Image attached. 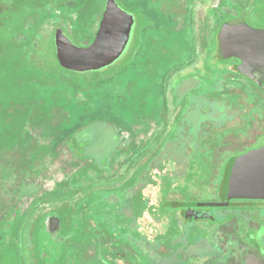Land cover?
Segmentation results:
<instances>
[{
	"label": "flooded vegetation",
	"instance_id": "1",
	"mask_svg": "<svg viewBox=\"0 0 264 264\" xmlns=\"http://www.w3.org/2000/svg\"><path fill=\"white\" fill-rule=\"evenodd\" d=\"M135 1L146 4L150 0H133ZM151 1L161 5L159 0ZM163 1L169 3L168 0ZM206 2V45L194 43L191 46L189 44L184 46L191 47V51L205 53L202 64L207 71L206 81L203 82V78L200 80L204 83L206 97L210 100L218 98L213 90L215 89L214 68H219L222 72L220 80L221 84H225V90L220 89L221 96L218 100L234 96L237 102L226 100V107L221 111L237 108L240 123L230 126L228 121L225 124H211L209 128L207 127L208 133H212L213 128L222 129L221 138L204 141L200 160H203L207 166L204 168L202 161L203 166L200 170L191 172L188 179L192 180L194 185L197 184L198 179H206L207 181L202 182L200 186L210 184V180L218 181L214 188L219 199L193 200L195 194L171 197L169 186L163 185L157 212L159 218L168 214L170 223L167 229L157 233L152 242L139 228V223L144 218V211L151 208L148 198L143 197L145 185L143 176L139 177L140 180L137 177L131 185L122 188L117 185L95 186L103 182L119 181L124 177L123 174H116L118 164L124 161L133 163L137 160L138 157L134 158L133 154L139 153L137 149L149 146L150 132L155 128H158V132L163 129L165 121L161 122L163 117L161 111L165 108H160L157 124L148 117L149 123L144 124L147 126V129L145 128L147 135L143 134L139 141L122 140L115 148L113 157L93 158L101 160L102 168L95 165L81 166L83 168L77 174L50 171L39 178L35 177L37 182L21 183L22 179L17 174L16 167H10V165L8 167L0 158V163L2 162L0 170L7 168L10 171L9 179L3 181L0 186V264H10V261L13 264H151L152 260L157 264H181L182 259L188 258L193 264H264V199L233 198L225 205H198V203L225 201L224 179L231 160L264 146V88L260 85V83L264 84V68L258 72L257 81L250 76L255 73V70L253 72L251 67L249 71L247 70L244 54L240 57L223 58L219 53V33L225 23H246L251 28L264 31V18L260 20V16L264 17V0H220L217 5L213 0H206ZM174 6L178 7L177 4ZM159 8L160 6L157 11ZM189 9L186 0L185 8L180 12L177 9L173 11L162 9L161 13H158L161 18L163 17L160 24L161 30H164L168 37L173 35L171 38L174 37L176 43L183 38L185 30L197 26L189 19ZM147 27L143 30L147 31ZM138 29L137 15L135 37L129 49L134 43L136 45L134 49L138 47ZM170 41L172 42V39ZM229 79L239 84V89L243 92L228 91ZM237 105L243 106L242 109ZM185 109L189 110V108ZM178 111H184V109ZM112 127L116 131V127ZM115 136L117 137V134ZM233 143L242 146V151L236 153L226 151ZM133 144L136 145V150L133 149ZM164 145L165 140L161 147L164 148ZM117 149H119L118 152H116ZM124 153L127 154L126 157L123 156ZM89 159L91 158L79 157V162L86 164ZM178 159L182 160L180 157ZM217 168L220 170L217 171ZM179 173L184 172L179 171ZM162 177L168 179L166 174ZM64 178L68 181V190L72 191V194L52 197L51 193L63 191L59 185ZM21 184H31L34 187L26 190ZM183 187L178 185L177 190L183 193ZM185 187L189 188V185ZM75 196H78L77 201H74ZM175 200L177 202H174ZM181 201H185L186 204L182 205ZM47 202L57 204L50 205L54 207L47 209L44 207ZM218 208L228 209V211L220 214L217 212ZM203 224L206 226L205 236L197 238L194 234L199 232L198 229ZM91 225L97 228L91 231L89 228ZM100 225H102L101 228ZM117 225H120L123 230L117 229ZM27 228H29L27 233L30 237L26 239L25 229ZM193 228H195L194 232ZM204 238L212 245L211 250L207 252L201 250L197 252V255L191 251H181L180 246L184 244V241L189 244L193 240L199 241ZM29 239L30 243L27 241ZM167 240H170L171 246V253L168 255L161 253ZM25 243L28 245L26 246L28 258L23 255ZM68 243L77 247V263L75 260L70 262L67 256ZM203 257H207L206 261L199 263Z\"/></svg>",
	"mask_w": 264,
	"mask_h": 264
},
{
	"label": "rangeland",
	"instance_id": "2",
	"mask_svg": "<svg viewBox=\"0 0 264 264\" xmlns=\"http://www.w3.org/2000/svg\"><path fill=\"white\" fill-rule=\"evenodd\" d=\"M55 1L59 0H0V158L3 162H5V164L8 165V167L9 165L10 167H16L18 171L19 168L22 167V165L19 163L26 165V152L22 149L15 152L9 151L14 146L15 137L17 134V129L15 131V128L13 127V123H16L17 121V112L15 108H13V104L11 109L6 111L7 99H5V96L10 90L16 88L13 91L14 95L12 99H17V102L25 101L26 103V99L29 98V95L30 98L37 97L36 101L32 104V107L34 108L33 110L18 106L17 111H49L47 108L50 105L45 98L38 100L40 95H37L39 93L35 88V85L26 80V78L30 75L29 72H27L25 69L23 70L18 65L17 59L21 55L27 54V51L25 52L22 50L21 34L17 32V29L34 13L43 8L46 3H54ZM60 1L65 2L67 0ZM118 1L124 8L130 11H135V13L138 15V37L141 35V33H143L142 28L153 24V21L151 22L150 18H152L153 12L158 10L159 6V13H161L162 9L167 11H173L177 9L178 12H180L181 9L185 8L186 3V0H168L169 3H167V1L159 0L161 5L151 0L146 2V4L145 2H133V0ZM213 1L217 5L220 0ZM176 4L178 6L177 8L174 6ZM187 6L190 8L189 19L194 25L196 24L197 26L196 28L193 27V30L191 28L185 30L186 32L183 34V38L180 39V41L177 40V43L175 42L174 37L172 38V42L170 41L168 43L170 45L169 49L175 54L176 58L174 67L177 66V70L171 75V79H169L168 83H166V88L164 90L166 91L165 99L168 100V108H165L164 111H161L163 113L161 122L165 121L163 129L159 130L160 132L157 134L159 136L151 139L149 146H145L138 150V154H133L134 158L138 157L137 160H135L133 163L124 161L123 163L118 164L116 168V174L120 173L124 175L121 180L111 183L103 182L102 184L95 185L96 187L117 185L118 187L122 188L127 185H131L132 181L136 180L137 177L139 178L143 176V180L145 181L143 197L148 198V203L151 208H148V210L144 211V218L140 221L139 228L146 233L147 238L152 242H154L157 233L167 229L170 223L168 214H165L164 216L162 215L159 218V213L157 212V204L162 198L161 187H163V185H167V187L169 186V194L171 197L195 194L193 200L215 201L219 199L216 189L214 188V185L216 186L218 181L210 180V184L206 183L204 186H200L202 182L205 183L207 181L206 179L200 178L196 181L197 184L194 185L192 183L193 181L188 179V175L193 171H199L200 167L203 166L204 161L202 160V163L200 160L202 157L200 153L204 148V141L210 139L216 140L219 137L221 138L222 129L216 130L217 128H213L212 133H208L207 127L209 128L211 124H225L228 121L230 126L240 123V119L237 116V108L231 111H221L224 109V107H226V100L229 99V101H232L233 103L237 102V98L234 96H230L226 99L223 98V100H218L221 96L220 91L222 89L225 90V84L222 83L219 89H213L214 95L218 96L217 100L214 99L215 101H213L207 97L205 98L207 93L206 89L203 87L204 83L201 82L202 78L204 79L203 82L206 81L207 75L206 67L202 64V59L205 57V53L203 51H191V47L184 46V44H189L191 46L194 43H201L206 45L207 27L205 28V25L207 23V2L206 0H187ZM263 18L264 17L260 16V20ZM56 21L58 22L60 20L56 19ZM55 27L56 26H46L42 32L43 35L41 37V41L35 44L30 43L27 46V49L28 53H30L35 61H37V64L43 66L48 72L51 71L53 74H58L57 72L60 73V71H58L59 67L54 59V47L52 42V36ZM146 30L152 39L160 38L162 41L163 39L167 41L169 40V37L171 38V36H166L164 30H161V27L159 28L158 25L155 27H147ZM68 33L76 43L81 45V41L78 37L69 31ZM135 47L136 45L134 43L131 49H129L130 51H128V53L125 55L123 61L128 58H132V56L135 55ZM228 81V91L233 93L243 92L239 89V84L235 83L233 79H229ZM26 87L29 88V91H26ZM163 100L164 96L159 100L160 106H162L161 102ZM231 107H236V105H231ZM237 107H240V105H237ZM242 107L243 106L240 108L242 109ZM185 108H189V110ZM158 109H156L154 114H159ZM179 109H184V111H178ZM135 126L139 130L141 129L139 138H141V136L143 137V134L147 135L145 132V128L147 129V126H144V124H140V126L136 124ZM113 131V127L110 124L96 120L95 122L80 128L76 137L74 138L75 142L72 141L70 144L74 147V152L76 155L82 158H87L88 156L91 158H100L101 156H103V158L110 156L113 157L115 154V148L119 144L117 137L115 136L116 133ZM175 131L176 134L173 135ZM182 132L184 134H182ZM211 134L213 136H211ZM171 136H176L180 139L181 137L184 138L185 154L177 153V156L182 160H179L177 157V163H171L172 161H175V158L171 157L170 159H161L154 166L151 165L154 158L165 148L161 147L163 140H165L167 143L168 138ZM125 137L129 138V135L127 134ZM139 138L136 140L139 141ZM159 147L160 150L158 149ZM241 149H243L242 146L233 143L226 151H229V153H236L237 151L240 152ZM118 150L119 149H117L116 152H118ZM70 154L71 151L69 148L61 147V156L66 155L67 157ZM161 155L162 157L167 156V154L163 153ZM123 156L126 157L127 154L124 153ZM49 162L51 163L52 168L56 167V171L61 170V167L57 165L59 161L55 162L53 159H50ZM186 162H188V168H190V170L185 172L181 169L184 168ZM0 164L2 165V162ZM177 166L179 170L177 169ZM206 166L207 165L204 163V168H206ZM149 168L151 169L148 171ZM220 168H217V171H219ZM209 169L211 170V168ZM214 169L215 167L213 168V171ZM179 171L184 173L181 174ZM165 174L168 179H163L162 176ZM19 176H22L21 172H19ZM21 185L26 190L32 189L34 187V185L31 184ZM178 185L184 186L182 189L183 193H180V191L177 190ZM187 185H189V188L185 187ZM75 195H77V193ZM77 199L78 196H75L74 201H77ZM46 204L47 205H44V207L49 209L54 207L50 205H56L57 203L47 202ZM225 211H228V209H217V212L220 214ZM204 226L205 224H203L202 227L198 229L199 232L197 234H194L197 236V238L205 236L204 234L206 231V226ZM28 230L29 228L25 229L26 239L30 237V235L27 233ZM194 230L195 228H193V232ZM27 241L29 243L31 242L30 239ZM169 242L170 240L166 241V244L161 249V253L166 255L171 253V246ZM185 242L186 241H184V244L182 243L183 245L180 246L181 251H191L196 255L198 254L197 252H201V250L207 252L213 248L212 245L205 240V238L199 241L193 240V242L189 244L186 242L187 245ZM26 246L28 245L25 243L23 255L25 258H28ZM206 258L207 257H203L201 260H199V263L200 261H206ZM180 263L193 264L189 258L182 259ZM10 264L13 263L10 261Z\"/></svg>",
	"mask_w": 264,
	"mask_h": 264
},
{
	"label": "trees",
	"instance_id": "3",
	"mask_svg": "<svg viewBox=\"0 0 264 264\" xmlns=\"http://www.w3.org/2000/svg\"><path fill=\"white\" fill-rule=\"evenodd\" d=\"M104 4L105 0L48 2L17 29V32L21 34L22 50L27 51V54L21 55L17 59L18 65L29 72L30 75L26 80L35 85L39 93L37 95H40L38 100L45 98L50 105L47 108L49 111H17L18 106L33 110L32 104L37 97L30 98L29 95L26 103L25 101L17 102V99H12L13 91L16 88L10 90L5 96L7 99L6 111L10 110L13 104V108L17 112V121L13 123L15 131L17 129L14 146L11 150H7L15 152L22 149L26 152V165L19 163L22 167L19 168V171L17 170L18 174L22 173V183L37 182L35 177L39 178L50 171L77 174L83 168L81 166L95 165L102 168L101 160H94L91 157L86 164L79 162L80 156L76 155L74 147L70 143L75 142L74 138L80 128L99 120L116 127V131L113 132L117 134L119 144L122 140L135 141L141 133V129L139 130L135 125L147 124L149 119L154 120V123L157 124L158 114H154L153 111L158 108H168L164 90L176 69L174 67L176 57L174 52L169 49L170 45L168 44L172 38H168L167 41L164 39L162 41L160 38L152 39L143 30V33L138 37V47L132 58L123 61L124 57L121 62L109 70L90 73H78L61 67L55 55L53 36L54 59L60 73L48 72L43 66L37 64V61L28 53L27 46L30 43L35 44L41 41L42 32L46 26H56L55 29L61 26L67 33L69 31L78 37L82 46L89 45L98 29ZM158 13L157 10L153 12L152 18H150L153 24L149 27L158 25L160 28L163 17L161 18ZM56 19L60 21L57 22ZM213 73V85L216 89L221 85L222 72L215 67ZM26 88V91H29V88ZM163 96L164 100L160 106L159 100ZM214 99L217 100V98ZM214 99L213 101H215ZM150 133L151 139L159 136L157 135L158 128ZM127 134L129 138L125 137ZM175 134L176 131L173 135ZM182 134L184 133L182 132ZM61 147L69 148L72 156L71 154L67 157L66 155L61 156ZM133 147V149H137L135 144ZM164 147V151L154 158L151 165L154 166L161 159H170L171 157L175 158V161L171 163L176 164L177 153L185 154L183 137L180 139L171 136L167 143L165 141ZM140 149L142 148L137 150ZM158 149L160 150V147ZM162 153L167 156L162 157ZM50 159L55 162L59 161L57 165L61 167L60 171H56V167L52 168ZM186 163L181 169L185 172L190 170L188 162ZM9 172L7 168L3 171L0 170V186L3 181L9 179ZM59 187L63 191L51 193L52 197L72 194V191L68 190L69 183L65 178ZM181 204L185 205L186 202L181 201ZM119 226L117 225L116 228L123 230ZM99 227L101 228L102 225ZM89 228L94 231L97 227L91 225ZM107 228L110 230L109 226ZM76 255L77 247L68 243L67 256L70 258V262L75 260L77 263ZM151 264L157 263L152 260Z\"/></svg>",
	"mask_w": 264,
	"mask_h": 264
},
{
	"label": "water",
	"instance_id": "4",
	"mask_svg": "<svg viewBox=\"0 0 264 264\" xmlns=\"http://www.w3.org/2000/svg\"><path fill=\"white\" fill-rule=\"evenodd\" d=\"M137 15L118 0H105L102 17L93 41L82 46L63 27L54 30L55 55L61 67L78 73L106 71L121 62L134 40ZM221 57L243 56L246 67L257 79L264 68V31L246 23L223 25L219 33ZM256 75V77H255ZM264 88V84L260 83ZM225 201L198 205H225L233 198L264 199V146L234 157L224 179Z\"/></svg>",
	"mask_w": 264,
	"mask_h": 264
}]
</instances>
